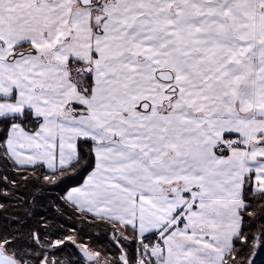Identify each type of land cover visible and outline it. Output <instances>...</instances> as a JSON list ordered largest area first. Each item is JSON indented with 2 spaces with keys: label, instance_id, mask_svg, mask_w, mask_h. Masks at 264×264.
Listing matches in <instances>:
<instances>
[{
  "label": "snow or ice",
  "instance_id": "6c2138e0",
  "mask_svg": "<svg viewBox=\"0 0 264 264\" xmlns=\"http://www.w3.org/2000/svg\"><path fill=\"white\" fill-rule=\"evenodd\" d=\"M264 0H0V264H255Z\"/></svg>",
  "mask_w": 264,
  "mask_h": 264
},
{
  "label": "trees",
  "instance_id": "16d2710c",
  "mask_svg": "<svg viewBox=\"0 0 264 264\" xmlns=\"http://www.w3.org/2000/svg\"><path fill=\"white\" fill-rule=\"evenodd\" d=\"M254 259L255 264H264V250L258 251Z\"/></svg>",
  "mask_w": 264,
  "mask_h": 264
}]
</instances>
